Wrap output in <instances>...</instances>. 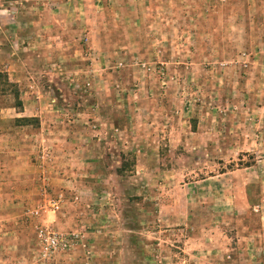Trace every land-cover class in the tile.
Instances as JSON below:
<instances>
[{
	"label": "rangeland",
	"instance_id": "1",
	"mask_svg": "<svg viewBox=\"0 0 264 264\" xmlns=\"http://www.w3.org/2000/svg\"><path fill=\"white\" fill-rule=\"evenodd\" d=\"M0 72V264H264V0H0Z\"/></svg>",
	"mask_w": 264,
	"mask_h": 264
},
{
	"label": "built area",
	"instance_id": "2",
	"mask_svg": "<svg viewBox=\"0 0 264 264\" xmlns=\"http://www.w3.org/2000/svg\"><path fill=\"white\" fill-rule=\"evenodd\" d=\"M51 205L56 207L55 202H52ZM37 236L39 250L43 255L50 254L54 249L64 245V238L60 234L39 230Z\"/></svg>",
	"mask_w": 264,
	"mask_h": 264
},
{
	"label": "trees",
	"instance_id": "3",
	"mask_svg": "<svg viewBox=\"0 0 264 264\" xmlns=\"http://www.w3.org/2000/svg\"><path fill=\"white\" fill-rule=\"evenodd\" d=\"M0 91L10 92L15 99L14 107L16 108L20 107V102L17 96V90L13 88L12 83L8 82L6 75L3 72H0ZM34 121H36L35 117H15L14 118V122H16L17 124H21V125L30 124Z\"/></svg>",
	"mask_w": 264,
	"mask_h": 264
},
{
	"label": "crops",
	"instance_id": "4",
	"mask_svg": "<svg viewBox=\"0 0 264 264\" xmlns=\"http://www.w3.org/2000/svg\"><path fill=\"white\" fill-rule=\"evenodd\" d=\"M38 7H40V5H37Z\"/></svg>",
	"mask_w": 264,
	"mask_h": 264
}]
</instances>
